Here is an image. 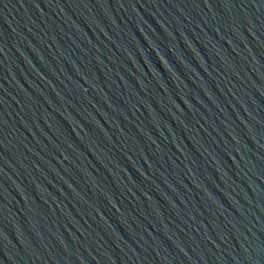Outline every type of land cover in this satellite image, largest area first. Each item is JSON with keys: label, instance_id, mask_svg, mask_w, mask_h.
<instances>
[{"label": "water", "instance_id": "95a60500", "mask_svg": "<svg viewBox=\"0 0 264 264\" xmlns=\"http://www.w3.org/2000/svg\"><path fill=\"white\" fill-rule=\"evenodd\" d=\"M159 264H264V0H242L190 188Z\"/></svg>", "mask_w": 264, "mask_h": 264}]
</instances>
